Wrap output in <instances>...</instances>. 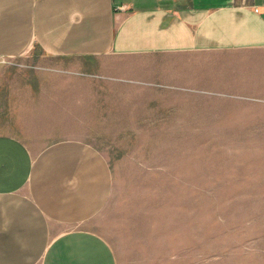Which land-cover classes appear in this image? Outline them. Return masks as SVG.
Listing matches in <instances>:
<instances>
[{"label": "crops", "instance_id": "1", "mask_svg": "<svg viewBox=\"0 0 264 264\" xmlns=\"http://www.w3.org/2000/svg\"><path fill=\"white\" fill-rule=\"evenodd\" d=\"M38 56L124 84L187 124L210 108L264 124V0H0V60ZM113 183L87 141L36 153L0 134V264H119L93 222Z\"/></svg>", "mask_w": 264, "mask_h": 264}, {"label": "rangeland", "instance_id": "2", "mask_svg": "<svg viewBox=\"0 0 264 264\" xmlns=\"http://www.w3.org/2000/svg\"><path fill=\"white\" fill-rule=\"evenodd\" d=\"M66 63L0 60V134L36 153L68 138L104 153L114 183L93 222L119 264H264V124L216 108L187 124L175 108Z\"/></svg>", "mask_w": 264, "mask_h": 264}]
</instances>
